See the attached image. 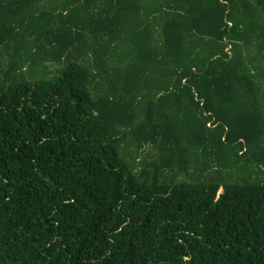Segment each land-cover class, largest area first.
Returning <instances> with one entry per match:
<instances>
[{
    "label": "trees",
    "instance_id": "1",
    "mask_svg": "<svg viewBox=\"0 0 264 264\" xmlns=\"http://www.w3.org/2000/svg\"><path fill=\"white\" fill-rule=\"evenodd\" d=\"M0 264H264V0H0Z\"/></svg>",
    "mask_w": 264,
    "mask_h": 264
}]
</instances>
